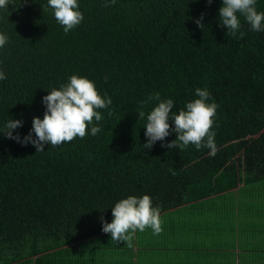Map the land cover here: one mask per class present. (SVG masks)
<instances>
[{"label":"trees","instance_id":"obj_1","mask_svg":"<svg viewBox=\"0 0 264 264\" xmlns=\"http://www.w3.org/2000/svg\"><path fill=\"white\" fill-rule=\"evenodd\" d=\"M219 6L79 0L84 19L67 34L46 0L0 12L9 37L0 48V122L22 119V137L42 116L46 88L73 73L112 100L95 136L36 152L0 134V264H177L182 245L155 238L167 230L137 231L131 247L101 230L99 218L110 221L109 206L130 194H148L170 226L192 227L203 261L211 240L210 264H264V32L242 16L243 35L226 32ZM256 8L264 12V0ZM197 87L218 105L215 156L191 144L168 149L175 133L145 148L141 103L147 113L159 92L183 107Z\"/></svg>","mask_w":264,"mask_h":264},{"label":"clouds","instance_id":"obj_2","mask_svg":"<svg viewBox=\"0 0 264 264\" xmlns=\"http://www.w3.org/2000/svg\"><path fill=\"white\" fill-rule=\"evenodd\" d=\"M108 3H115V0H108ZM9 5L15 7L16 0H0V12L9 10ZM46 7L51 9L53 17L66 34L84 19L79 0H46ZM241 16L253 31L264 32V12L257 10L256 0H220L217 20L226 32L233 36L238 33L243 35L240 31ZM202 18L203 14L194 22L200 26L203 24ZM8 39V35L0 31V48L5 46ZM5 78V73L0 70V80ZM46 89L47 93L41 97L44 107L42 116L32 117L27 133L21 137L15 131L23 126L22 119L9 117L0 122V134L24 145L31 144L37 152L44 151L45 144L57 146L76 137L83 138L86 134L95 136L101 131L100 110L111 105L112 100L106 93L101 95L91 79L73 73L58 87ZM149 99L154 103L147 113L143 110L147 102H142L137 112L139 117L145 119V148H150L157 141L164 147L165 138L175 133V139L166 144L168 149L191 144L197 150L207 148L208 155L215 156L218 150L215 132L210 129L218 105L207 88H195L193 98L185 101L183 107H176L171 97L161 98L159 92L153 93ZM109 207L111 220L105 221L102 216L99 219L101 230L110 234L115 242H127L131 247L137 231L151 228L153 234H159L162 230L159 208L153 205L148 194H130Z\"/></svg>","mask_w":264,"mask_h":264},{"label":"crops","instance_id":"obj_3","mask_svg":"<svg viewBox=\"0 0 264 264\" xmlns=\"http://www.w3.org/2000/svg\"><path fill=\"white\" fill-rule=\"evenodd\" d=\"M160 220H161V228H162L161 231L167 230L166 235L165 233L164 234L160 233L161 235L159 234L155 236V238L157 240H160L163 243H170V244L173 243L174 245H177V246L182 245L181 249L177 251L179 253V257L176 259L177 264H210L211 263V261L213 260L212 256L214 257L216 254V251L213 250L214 247L216 246V242L214 243L213 241L209 240L204 244L207 246L206 248H208L209 250L205 251L206 253L202 255L204 257V261H203V258H199L201 257L199 255L201 252L199 251V249L201 248V245H200V248L198 249L199 245L197 244L198 242L196 241V238L190 237L192 236L191 234L193 233V231H191L192 227H185L178 223L170 226V222L172 220L168 216H160ZM182 227L184 228V230L179 231L182 229ZM173 230L174 232L171 233V231ZM176 230L178 231L176 232ZM189 246L195 249L189 254V255H192L191 257H188V251L185 250V247H189ZM207 259H209V261ZM166 260H170V257H168ZM170 262L171 264H175L174 260L173 261L170 260Z\"/></svg>","mask_w":264,"mask_h":264}]
</instances>
